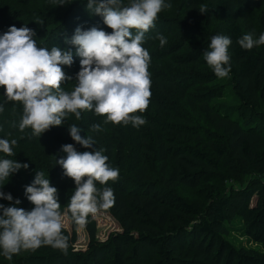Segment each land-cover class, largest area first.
<instances>
[{"label":"trees","instance_id":"1","mask_svg":"<svg viewBox=\"0 0 264 264\" xmlns=\"http://www.w3.org/2000/svg\"><path fill=\"white\" fill-rule=\"evenodd\" d=\"M168 2L142 45L149 53L151 80L148 107L135 113L145 119L143 125L114 124L105 115L80 110L79 119L68 113L64 124L33 135L30 127L19 129L23 106L8 101L0 86V137L16 140L12 155L0 153V158L29 164L6 178L0 190L30 210L24 186L40 171L56 187L59 211L72 223L71 232L62 228L66 250L42 245L11 260L0 255V264H264V45L243 50L236 43L247 32H264V0ZM86 3L0 0V32L9 25H26L35 30L37 46L74 52L65 36L77 26L112 31ZM157 34L165 37L163 46ZM215 34L232 39L231 70L223 78L203 59ZM78 66L76 61L63 70L74 76ZM74 83L75 78L61 87L71 92ZM72 124L81 127L82 136L91 135L107 162L119 169L115 181L97 182L98 188L112 187L115 196L113 204L97 211L111 214L122 231L99 240L96 220L89 214L83 224L89 236L84 250L74 246L78 223L68 212L75 185L56 165L64 155L62 144L90 150L72 141ZM92 124L100 130L92 131ZM236 220L243 224V237L258 247L229 239Z\"/></svg>","mask_w":264,"mask_h":264},{"label":"clouds","instance_id":"2","mask_svg":"<svg viewBox=\"0 0 264 264\" xmlns=\"http://www.w3.org/2000/svg\"><path fill=\"white\" fill-rule=\"evenodd\" d=\"M56 2L65 5L72 0ZM168 7V0H127L126 4L124 0H87L85 8L99 15L112 31L77 26L70 37L65 36V43L74 46V52L72 48L37 46L35 30L26 25H9L0 32V86L8 101H19L23 106L19 129L30 127L33 135L40 136L50 127L64 124L68 113L79 119L80 110L105 115L114 124L143 125L145 119L135 113H143L148 107L151 80L147 71L149 53L142 45L158 13ZM157 39L161 46L166 42L161 34H157ZM236 43L243 50H252L264 45V32L258 37L247 32ZM231 44L229 36L215 34L203 51L204 61L219 78L228 76L231 70ZM74 56L79 57V69L73 76L63 68L73 64ZM73 78L76 86L71 92L65 91L61 84ZM3 110L0 105V112ZM91 130L99 131V124H92ZM80 133L81 127L68 125L72 141L90 150L78 151L73 143L62 144L64 155L57 158L56 165L74 182L68 212L83 225L98 207L113 204L112 187L101 189L96 185L115 181L119 169L107 162L104 149L95 146L91 135ZM15 145V139L0 137V153L11 156ZM28 167L27 162L0 158V188L11 174ZM24 195L33 205L30 210L18 207L19 198L0 190V199L9 202L0 203V255L11 260L22 250H35L42 245L66 250L56 187L42 172L35 171L31 183L24 186Z\"/></svg>","mask_w":264,"mask_h":264},{"label":"rangeland","instance_id":"3","mask_svg":"<svg viewBox=\"0 0 264 264\" xmlns=\"http://www.w3.org/2000/svg\"><path fill=\"white\" fill-rule=\"evenodd\" d=\"M255 12H252V17L253 14ZM255 15V14H254ZM246 17H244L245 19ZM254 19V17H253ZM259 30H256L255 37H258L259 35ZM77 60V58L74 56V62L75 63ZM75 68H79L75 67ZM76 80L74 85L72 86V90L74 89V87L76 86ZM256 198L253 199L252 201V205L255 204ZM62 222H63V227L65 229H67L68 231H72V223L71 220L68 217L67 213H63L62 215ZM92 216L94 217V219L96 220L97 223V237L99 240L104 241L105 239H107V237L114 232H120L122 231L120 224L118 223V221L109 213L106 212H102V211H96L95 213H92ZM233 231L232 234L229 235V239L232 242H236V243H241L242 245L246 246V247H255L254 244H251V242L247 241V237H243L242 235V222L240 220H236L231 224ZM89 243V236L88 233L84 227V225L78 224L77 226V241L74 243V246L76 249L78 250H84L87 248V245ZM257 246V245H256ZM258 247V246H257Z\"/></svg>","mask_w":264,"mask_h":264}]
</instances>
